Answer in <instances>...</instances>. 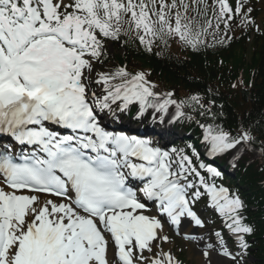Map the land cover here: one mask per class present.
I'll use <instances>...</instances> for the list:
<instances>
[{"label": "snow or ice", "instance_id": "6c2138e0", "mask_svg": "<svg viewBox=\"0 0 264 264\" xmlns=\"http://www.w3.org/2000/svg\"><path fill=\"white\" fill-rule=\"evenodd\" d=\"M247 5L248 0H236L234 7L228 0H0V137L11 138L0 141V264H178L167 252L144 256L153 252V241L168 237L158 236L163 224L145 214L150 209L138 193L177 227L187 217L203 228L193 206L207 197V206L246 253L245 237L253 229L243 222L240 197L217 187V168L204 163L192 145L191 153L165 150L107 131L97 112L138 105L139 116L152 109L163 122L174 105L175 121L192 119L186 107L199 106L206 115L211 109L199 96H161L143 72L100 71L105 44L121 40L127 25L149 51L156 38L165 44L178 38L197 51L209 29L218 31L221 23L228 29L236 17L259 31ZM200 127L211 156L239 151L255 139L247 130L232 135L218 125ZM133 181L139 182L135 189ZM214 235L219 254L240 264L221 233ZM213 248L208 244L203 251L206 264H212Z\"/></svg>", "mask_w": 264, "mask_h": 264}, {"label": "trees", "instance_id": "16d2710c", "mask_svg": "<svg viewBox=\"0 0 264 264\" xmlns=\"http://www.w3.org/2000/svg\"><path fill=\"white\" fill-rule=\"evenodd\" d=\"M175 48L176 47L173 49ZM238 49L242 51V56L237 54ZM161 50L156 49V51H158L157 53H160ZM246 50V46L241 42H238L227 50L221 51L217 49L214 53H208V55L204 57V64L203 57L196 55L190 56L189 61H183L175 55L176 50H174L172 56L164 58H158L155 55L151 56V58L144 56L140 57L138 53L134 51L130 58H127V61L134 66L136 64L134 58L137 59V57H140L143 65L151 67L150 69L153 72L154 78L162 86L172 87L182 85L192 91L197 90L201 92H205L206 90L205 82L190 78L189 73L185 75L188 71L187 68L191 70H200V73H204V77H206L207 68L217 65L218 60H222L223 63H226V65L224 63V66L221 67L223 71L226 68H230V66L236 70V73L241 69H245L246 73H248L249 67L255 68L257 70L256 76H258V79H256L250 92L241 93V96L237 98L236 101L238 102L239 110L230 105L223 98L213 101L218 118L222 122H226L228 128H235L238 125L243 124L245 127H251L256 130L260 137L264 139V54L260 60L252 58L250 61V59H247ZM119 61H125V57L120 56ZM215 74L216 76L218 75L217 73ZM239 113H241V118L239 117ZM245 167L246 166L244 165L245 171L240 174L242 175V185L246 192L252 191L256 195L260 194L261 196L258 197V199L264 201V192L259 185V181L264 177L263 169L259 170L256 168V165H249L247 168ZM260 206H264V202ZM263 212L264 211L259 209L256 214L258 229L256 231V245L254 246L255 249L253 253L257 259L255 264H264V222H262L259 217L262 216Z\"/></svg>", "mask_w": 264, "mask_h": 264}, {"label": "rangeland", "instance_id": "374dc122", "mask_svg": "<svg viewBox=\"0 0 264 264\" xmlns=\"http://www.w3.org/2000/svg\"><path fill=\"white\" fill-rule=\"evenodd\" d=\"M247 6H251L248 4ZM258 8L260 10V16L258 18V23L260 26L264 27V0L258 5ZM113 51V49L111 50ZM176 241V239H174ZM153 250L155 251H162V252H167L170 253L172 250H174L176 253L178 251L184 252V255L186 259L192 263V264H203L202 262V248L198 246V244L195 243H173L169 242L167 245L160 246L159 243L153 247ZM152 254V253H151Z\"/></svg>", "mask_w": 264, "mask_h": 264}, {"label": "bare ground", "instance_id": "6f19581e", "mask_svg": "<svg viewBox=\"0 0 264 264\" xmlns=\"http://www.w3.org/2000/svg\"><path fill=\"white\" fill-rule=\"evenodd\" d=\"M186 233H191V230L190 229H186ZM198 239H200L202 242H204V239H201L199 237H198ZM209 259L212 260V264H230L229 260L226 261V259L224 260L223 258H220L218 255L214 254V252H212V251H211ZM204 262H205V260H204ZM205 264H206V262H205Z\"/></svg>", "mask_w": 264, "mask_h": 264}]
</instances>
